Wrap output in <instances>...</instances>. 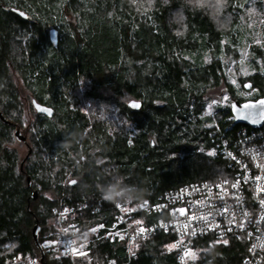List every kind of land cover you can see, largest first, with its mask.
<instances>
[{"label": "trees", "instance_id": "obj_1", "mask_svg": "<svg viewBox=\"0 0 264 264\" xmlns=\"http://www.w3.org/2000/svg\"><path fill=\"white\" fill-rule=\"evenodd\" d=\"M243 57L247 99L233 85ZM225 95L264 98V0H0V264L41 260L32 228L52 237L56 208H74L69 219L85 230L107 224L109 186L156 202L222 177L226 163L210 151L248 128L234 123L229 104L205 114ZM22 129L25 142L13 134ZM17 142L28 148L22 160ZM172 244L165 234L137 241L130 264H177ZM192 247L196 264H242L247 253L235 240ZM90 250L77 264L124 259L123 245L98 236ZM42 263L72 264L51 254Z\"/></svg>", "mask_w": 264, "mask_h": 264}, {"label": "built area", "instance_id": "obj_2", "mask_svg": "<svg viewBox=\"0 0 264 264\" xmlns=\"http://www.w3.org/2000/svg\"><path fill=\"white\" fill-rule=\"evenodd\" d=\"M221 106L220 99H213L205 114L214 117ZM209 154L219 155L226 163L222 177L169 191L156 202H132L126 191L109 186L104 194L107 224L85 230L70 221L74 208L54 209L57 230L40 242L44 254L77 264L89 260L91 237L98 236L125 247L123 260L102 264H130L134 243L165 234L173 239L177 264H196L192 241L207 238L243 241L247 253L242 264H264V124L242 129L232 143L223 140ZM150 217L155 221L149 223ZM6 264L43 263L27 255Z\"/></svg>", "mask_w": 264, "mask_h": 264}, {"label": "water", "instance_id": "obj_3", "mask_svg": "<svg viewBox=\"0 0 264 264\" xmlns=\"http://www.w3.org/2000/svg\"><path fill=\"white\" fill-rule=\"evenodd\" d=\"M50 40L54 45L58 44V32L55 29L50 30L49 33ZM251 83L247 82L244 84L245 91L251 90ZM138 104L139 107H133V105ZM141 102L138 101H129L128 107L132 110H139L141 108ZM33 106L36 109V111L45 117H51L53 115V111L45 106L39 105L36 102H33ZM230 110L231 114L234 120L235 124H242L250 128H259L264 124V98H261L257 101H245V102H239L234 101L230 104ZM0 119L3 122H7L3 116L0 113ZM15 137L19 142H25V138L22 136V134L19 131L15 132ZM30 152V150H29ZM24 164V161L21 163V170L22 166ZM75 183V181H72V185ZM27 184L28 187H31L30 179L27 178ZM39 193L37 191H34L31 195V199L36 201L38 199ZM40 225L36 222V224L32 228L31 236L32 240L34 242L35 247L40 253L41 256V262L44 257V252L41 248L39 236H40Z\"/></svg>", "mask_w": 264, "mask_h": 264}, {"label": "rangeland", "instance_id": "obj_4", "mask_svg": "<svg viewBox=\"0 0 264 264\" xmlns=\"http://www.w3.org/2000/svg\"><path fill=\"white\" fill-rule=\"evenodd\" d=\"M258 2V0H253V4L255 5V3ZM238 72L235 73V75L233 74V85L235 86V89L236 90H239V86H238V79H241V78H244V76H246L247 74V67H246V63H245V57H243L242 59H240L238 61ZM240 91V90H239ZM248 91H245V90H241L240 92H238L239 95H241V97L247 99V98H250L253 94H254V91H251L250 93H247ZM221 102L222 104L225 106L227 104H231L232 102L229 101V96L228 95H225L224 97H222L221 99ZM15 132V131H14ZM21 133L22 135H29L27 130L26 129H22L21 130ZM15 134V133H13ZM17 148L19 150V157L22 158L24 156L27 155L28 153V148L26 145L24 144H19V142H17L15 145H14V148ZM46 239V238H45ZM43 239V240H45ZM39 241L41 242L42 239H41V231H40V236H39Z\"/></svg>", "mask_w": 264, "mask_h": 264}, {"label": "snow or ice", "instance_id": "obj_5", "mask_svg": "<svg viewBox=\"0 0 264 264\" xmlns=\"http://www.w3.org/2000/svg\"><path fill=\"white\" fill-rule=\"evenodd\" d=\"M133 107H136V108H138V107H139V105H138V104H135V105H133Z\"/></svg>", "mask_w": 264, "mask_h": 264}, {"label": "flooded vegetation", "instance_id": "obj_6", "mask_svg": "<svg viewBox=\"0 0 264 264\" xmlns=\"http://www.w3.org/2000/svg\"><path fill=\"white\" fill-rule=\"evenodd\" d=\"M75 184V183H74Z\"/></svg>", "mask_w": 264, "mask_h": 264}]
</instances>
